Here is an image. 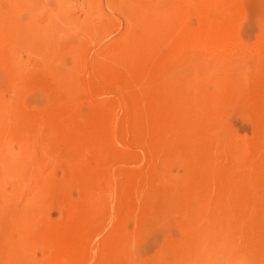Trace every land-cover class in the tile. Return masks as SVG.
<instances>
[{"label":"rangeland","instance_id":"rangeland-1","mask_svg":"<svg viewBox=\"0 0 264 264\" xmlns=\"http://www.w3.org/2000/svg\"><path fill=\"white\" fill-rule=\"evenodd\" d=\"M194 31L246 62L196 64ZM0 241V264H264V0H0Z\"/></svg>","mask_w":264,"mask_h":264},{"label":"bare ground","instance_id":"bare-ground-1","mask_svg":"<svg viewBox=\"0 0 264 264\" xmlns=\"http://www.w3.org/2000/svg\"><path fill=\"white\" fill-rule=\"evenodd\" d=\"M217 34V33H214ZM214 34H206L203 31H194L193 33H190V35L185 36L183 39H181L178 43H177V52L180 51V53H182L184 51V53L188 56H191L194 60V62L196 64H202V65H207L209 63V66L211 69H213V67L215 68L216 65H224L223 67H231V60H229V58L234 57V64H237V67H242V64L245 63V58L249 55L245 49L243 48V46H240L238 44H236V42L234 41H229L227 42V40H222V42L219 40V38H216L217 36H215ZM223 39V38H222ZM224 41V43H223ZM246 52V53H245ZM178 53V54H180ZM180 56V55H178ZM175 59H177V55L174 56ZM189 59V58H187ZM247 59V58H246ZM186 60V59H185ZM168 61V60H167ZM208 62L207 64L203 62ZM233 61V59H232ZM178 61L175 62V64ZM187 63L189 64L190 62ZM182 64L183 60H182ZM231 66H230V65ZM170 65V64H169ZM177 65L179 66V62L177 63ZM177 66V67H178ZM180 67V66H179ZM193 67L197 68V66L193 65ZM192 67V68H193ZM203 67V66H201ZM200 67V69H201ZM206 67V66H205ZM218 67V66H217ZM193 68V69H194ZM199 68V67H198ZM175 69V68H174ZM199 69V70H200ZM209 69V70H211ZM234 69V68H233ZM215 70V69H214ZM221 70V69H219ZM223 70V69H222ZM230 70V69H228ZM205 72L207 71L204 70ZM235 71V70H234ZM212 72V73H211ZM210 76H214L215 74L217 75L218 73L215 72L213 73V71H211ZM236 72V71H235ZM234 72V73H235ZM207 73V72H206ZM229 73V72H228ZM227 73V74H228ZM226 74V73H225ZM236 74V73H235ZM215 75V76H216ZM237 75V74H236ZM219 76V74L217 75ZM222 76V75H221ZM224 76V75H223ZM206 77V76H205ZM225 77V76H224ZM234 77V76H233ZM207 78H209L207 76ZM206 80H209L207 79ZM211 78V77H210ZM219 78V77H218ZM223 78V77H222ZM236 77H234L235 79ZM215 79V78H214ZM232 79V78H231ZM211 80V79H210ZM229 81V80H228ZM206 82V81H205ZM234 83V82H233ZM206 88V87H205ZM8 239V237H7ZM6 239V240H7ZM11 239V238H10ZM9 240V239H8ZM8 242V241H7ZM1 243V241H0ZM4 246V245H3ZM9 246L11 247V245L9 244ZM8 247V248H10ZM4 249V248H3ZM7 250V248H6ZM2 250H0L1 252ZM10 251V250H8ZM3 252V251H2ZM1 252V253H2ZM14 252V250H13ZM0 253V254H1ZM5 254V252H4ZM9 254V253H8ZM11 254V253H10ZM6 255V254H5ZM13 256V255H12ZM3 257V256H2ZM3 260V259H1ZM0 260V261H1ZM9 260V259H8ZM4 261V260H3ZM10 261V260H9ZM13 261V260H12ZM14 261H16V258H14ZM3 264V262H2Z\"/></svg>","mask_w":264,"mask_h":264}]
</instances>
